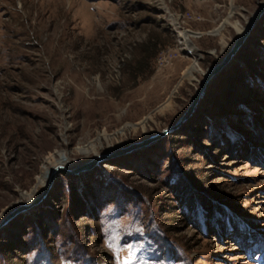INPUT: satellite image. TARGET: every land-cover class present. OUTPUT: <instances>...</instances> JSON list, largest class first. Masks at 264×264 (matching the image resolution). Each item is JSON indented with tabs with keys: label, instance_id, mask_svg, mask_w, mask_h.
<instances>
[{
	"label": "rangeland",
	"instance_id": "1",
	"mask_svg": "<svg viewBox=\"0 0 264 264\" xmlns=\"http://www.w3.org/2000/svg\"><path fill=\"white\" fill-rule=\"evenodd\" d=\"M263 5L0 0V225L101 158L0 227V264H264V16L192 117L103 159L175 126Z\"/></svg>",
	"mask_w": 264,
	"mask_h": 264
},
{
	"label": "water",
	"instance_id": "2",
	"mask_svg": "<svg viewBox=\"0 0 264 264\" xmlns=\"http://www.w3.org/2000/svg\"><path fill=\"white\" fill-rule=\"evenodd\" d=\"M264 16V5L261 6V8L257 11V13L253 16L251 22L249 25L246 27L245 32L243 33L242 36H240L237 41L233 44L230 52L228 55L224 58V60L220 61L214 68L209 70L205 75H204V80L202 82V88L198 92L197 96L195 99L192 101L187 113L176 123L175 126L171 127L170 130H166L164 133L161 135H157L148 141L146 140L145 142L138 143L131 145L129 147L117 150L108 156H105L103 159H109V158H116L119 156H124L133 153L134 151L138 149H142L144 147L149 146L150 144H153L155 141H159L163 137H165L170 131L180 127L184 122H186L192 115L195 113L196 108L198 107L200 101L202 100L204 94L206 93V90L208 89L209 84L212 82L213 79H215L228 65L229 63L233 60V58L236 56L238 51L241 49L243 44L246 42L248 37L250 36L251 32L254 30L256 24L259 22V20ZM101 162V158H98L92 163H87L84 165H81L79 167L73 168V169H67L63 166H56L54 167L50 174H49V181H48V186L45 187V192L43 194V197L39 200H35L31 204H26L22 207H19L18 209H15L6 219L4 220L3 224L1 225V228L4 227L5 225L8 224V222L12 219H14L16 216L19 214L31 209L34 205L40 203L43 201L47 196L50 190L54 187L55 181H56V176L59 173H64L66 175H79L80 173L88 172L90 170H93L96 165H98ZM0 228V229H1Z\"/></svg>",
	"mask_w": 264,
	"mask_h": 264
},
{
	"label": "trees",
	"instance_id": "3",
	"mask_svg": "<svg viewBox=\"0 0 264 264\" xmlns=\"http://www.w3.org/2000/svg\"><path fill=\"white\" fill-rule=\"evenodd\" d=\"M112 202H113V201H112ZM112 202H111V203H112ZM107 204H108V203H106V204H102V205L99 204V205H98V206H99V207H98V208H99L98 210L103 209L104 206L107 205ZM112 204H113V203H112ZM134 204H135V203H134ZM118 206L121 207L122 204H119ZM42 243H43V244H42V245H43V248L46 247V246H45L46 244L44 243V241H42ZM33 244H34V245H33ZM33 244H32V247H31V248H33V249H35V250H38V249L40 248V244H39L38 242L33 243Z\"/></svg>",
	"mask_w": 264,
	"mask_h": 264
},
{
	"label": "bare ground",
	"instance_id": "4",
	"mask_svg": "<svg viewBox=\"0 0 264 264\" xmlns=\"http://www.w3.org/2000/svg\"><path fill=\"white\" fill-rule=\"evenodd\" d=\"M244 32H245V30H244ZM243 32V33H244ZM243 33L240 35V36H242L243 35ZM180 35L182 36V37H184L185 35L183 34V33H180ZM185 41H184V43H183V46H185L186 44H187V39H184ZM59 166H63V165H59ZM64 167V166H63ZM51 171V170H50ZM6 219V217L3 219V221H2V223H1V225L3 224V222H4V220ZM1 225H0V227H1Z\"/></svg>",
	"mask_w": 264,
	"mask_h": 264
}]
</instances>
